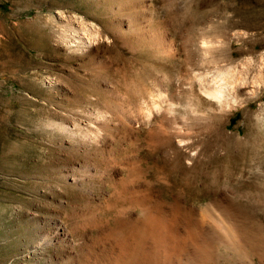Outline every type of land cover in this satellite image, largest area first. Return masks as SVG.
Returning a JSON list of instances; mask_svg holds the SVG:
<instances>
[{"label":"rangeland","instance_id":"rangeland-1","mask_svg":"<svg viewBox=\"0 0 264 264\" xmlns=\"http://www.w3.org/2000/svg\"><path fill=\"white\" fill-rule=\"evenodd\" d=\"M261 56L264 0H0V264H103L133 187L221 239L195 264H264Z\"/></svg>","mask_w":264,"mask_h":264},{"label":"bare ground","instance_id":"bare-ground-1","mask_svg":"<svg viewBox=\"0 0 264 264\" xmlns=\"http://www.w3.org/2000/svg\"><path fill=\"white\" fill-rule=\"evenodd\" d=\"M258 59L259 61L261 59L259 64L255 65L254 60H250L249 64L251 68L256 67L258 69L257 75L261 74L260 77L264 79V57L261 56ZM234 75V72L231 71L230 84L238 81V87L246 88L243 74ZM227 82L228 80H224L222 84H218L212 79V85L202 88V91L205 95L216 99L222 104L226 102L229 105L228 99L232 101L234 99L229 93L230 89L228 90L227 87L223 86ZM247 92H251L252 95L255 93L250 89ZM125 192L124 195L117 197L116 207L109 208L110 211L107 210L108 217L106 216L107 220L105 219L108 221V226L114 229L110 230L114 231L113 235L117 243L116 251L113 252L114 256L112 257L100 258V262L103 264H195L196 261L201 262L200 260L203 259L213 260L214 245L220 244L221 239L210 237L206 238L205 241L200 240L201 243L195 241L196 250L192 251L189 242L194 241L197 237L193 235L195 232H191L189 222L186 225L188 229L184 227V235L180 236L179 225L176 223L173 211L166 212L160 207L159 202L156 205L147 202L148 198L146 199L139 188H128ZM230 203L224 205L221 201H214L213 204L211 202L212 205L222 207L227 212L225 218L228 221L227 224L233 226V229L236 230L234 232L238 233L236 235L239 238L240 227L244 226L241 225L242 221L236 216V207ZM131 210L137 211V215H129L128 213ZM199 229L197 232H199ZM197 239H199V236ZM242 241L244 240L242 239ZM232 245L236 252L241 246L239 240Z\"/></svg>","mask_w":264,"mask_h":264}]
</instances>
